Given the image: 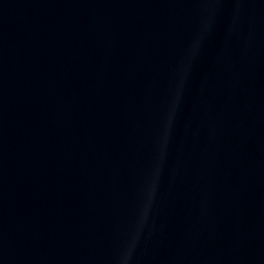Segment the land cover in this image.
Returning a JSON list of instances; mask_svg holds the SVG:
<instances>
[{
    "label": "water",
    "instance_id": "water-1",
    "mask_svg": "<svg viewBox=\"0 0 264 264\" xmlns=\"http://www.w3.org/2000/svg\"><path fill=\"white\" fill-rule=\"evenodd\" d=\"M0 264H264V0H0Z\"/></svg>",
    "mask_w": 264,
    "mask_h": 264
}]
</instances>
